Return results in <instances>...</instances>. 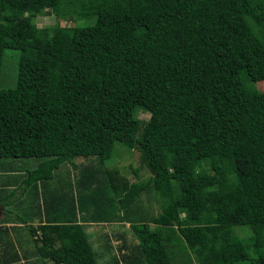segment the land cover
Segmentation results:
<instances>
[{
  "label": "trees",
  "instance_id": "1",
  "mask_svg": "<svg viewBox=\"0 0 264 264\" xmlns=\"http://www.w3.org/2000/svg\"><path fill=\"white\" fill-rule=\"evenodd\" d=\"M50 12L53 26L31 22ZM75 16L89 22L61 25ZM6 49L19 56L15 85L0 88V159L41 158L16 188H39L47 216L26 226L27 264H100L92 238L104 234L76 210L97 203L81 221L104 223L111 194L137 244L110 264H264V91L251 86L264 81V0H0V73ZM122 147L148 177L114 165ZM75 157L98 167L77 178L94 192L70 200L49 181Z\"/></svg>",
  "mask_w": 264,
  "mask_h": 264
},
{
  "label": "rangeland",
  "instance_id": "2",
  "mask_svg": "<svg viewBox=\"0 0 264 264\" xmlns=\"http://www.w3.org/2000/svg\"><path fill=\"white\" fill-rule=\"evenodd\" d=\"M31 22L34 23L38 27H45V26H53L56 23L55 16L50 12V14L43 15V16H36L31 19ZM89 22V21H88ZM86 19L79 18V17H73L72 19H66L60 21L61 25L65 26H74L76 24L81 25L84 23H88ZM18 56L19 51L15 49H6L4 51L3 61H2V67H1V73H0V88H8L15 85L16 80V73H17V64H18ZM252 83H250L251 85ZM246 86L248 85V81H246ZM251 86L254 88H257L258 90L264 91V81H258L256 83H253ZM138 117L142 120H146L150 116V112L143 107H139L137 111ZM119 154L116 155V157H113L114 160H116V165L118 168L122 169V172L124 175L130 180L134 181L139 178H146L151 173L146 167L140 166L139 161L137 159L136 151L135 150H127L123 147L120 148ZM23 163L22 165H25V167H32L35 168L37 163L36 161H40L41 158L38 157H32V158H23L19 159ZM35 162V163H34ZM19 164V161H17ZM75 164V167L73 165ZM21 165V166H22ZM112 160H107L105 166H112ZM62 167L56 172L55 178L51 181H49V185L52 189H55L57 186L60 187L61 193H66L68 195L69 199L73 197L74 199H78V196L81 197L83 194L86 197L87 195L94 192L95 185L90 184L86 189V192H83L81 194V190H79L78 184H77V178L80 176L83 172L85 173V176H87L88 172L86 170V166L91 167H98L96 163L92 159H83V157H75L73 159V163H64L61 165ZM23 167V166H22ZM137 173H134L132 171V168H138ZM21 168V167H20ZM8 169H10V166L8 164H4L2 162V159H0V198L7 197V199H16L19 198L20 200L26 198V196L17 195L18 192H22L23 188L25 189V186L17 187L16 190H13L16 186L12 185L7 188V184L5 183H13L12 182V176L9 175H2V174H8ZM21 179H23L21 177ZM20 192V193H21ZM60 195L59 192L56 194H52V196H58ZM95 195V193H94ZM113 197V200L110 201L109 204H107L106 209V219L104 220V223L94 224L90 223V225H87L86 230L87 231H95L99 235L104 234V242L103 237H97L92 238L94 240L93 246L101 252V257L98 260L100 264H110L112 261L113 255L118 256L120 252H126V250H130V248H122V244L125 242L129 247L133 249V247L137 244L135 236L132 234V232L129 230V223L126 222L123 218V212L118 206L117 198L114 194H111ZM42 195L40 192H38V196L35 197L34 194L31 195L32 201H34V198L37 199L40 203H42ZM46 196V195H45ZM98 196H100L98 194ZM46 198V197H45ZM69 200V201H70ZM98 200V197H97ZM140 202H142V206L144 208H148L152 215L157 214L160 211L159 204L157 202V199L152 194H142L140 197ZM17 201V200H16ZM85 203H82V205H79L76 212H77V218L76 221L82 220L81 215L83 216V213L88 212L89 210L92 211L95 209V205L97 203H94L90 200L84 201ZM3 202V201H2ZM34 203H36L34 201ZM53 205V200H52ZM65 204V203H64ZM69 205V202H67ZM66 206V205H65ZM64 208V207H63ZM68 209V208H67ZM96 212V211H95ZM148 211H145L144 213H147ZM98 213V212H97ZM80 216V219H79ZM86 220V219H85ZM36 221H33L32 223H35ZM89 223V222H87ZM4 227L7 226V224L1 223ZM9 225V224H8ZM92 227V228H90ZM234 230L238 236L243 240L244 243L247 244V247H249V253L252 254V251L250 249V240L249 237L251 236L252 232L249 226L247 225H236L234 226ZM6 232H9L8 230ZM108 237V238H106ZM12 240V239H11ZM110 244V248L108 249V242ZM0 240V251L3 249V244ZM34 246V245H33ZM111 250V252H110ZM22 249L20 250V253L22 254ZM103 251V252H102ZM1 254V253H0ZM28 256V254H26ZM190 258V257H189ZM21 259V258H20ZM22 259H25L24 256ZM26 263V260H23ZM22 262V261H21ZM33 263L34 259L29 258V261ZM22 264V263H19ZM46 264H52L51 262H46ZM122 264V263H121Z\"/></svg>",
  "mask_w": 264,
  "mask_h": 264
},
{
  "label": "crops",
  "instance_id": "3",
  "mask_svg": "<svg viewBox=\"0 0 264 264\" xmlns=\"http://www.w3.org/2000/svg\"><path fill=\"white\" fill-rule=\"evenodd\" d=\"M18 160H3V162L10 163V169H8V174H2V175H9L14 178H12L13 183H6L7 188L9 186H17L19 182L21 181V177L23 175V169L22 166L19 168V164L17 163ZM35 163V162H34ZM37 163V162H36ZM18 174V175H17ZM12 184V185H11ZM16 188V187H15ZM15 188L13 190H15ZM33 189V191H30ZM27 191H20L18 192V196L22 195L26 196L24 199L19 200L17 199L16 203L13 199H4L0 204V240L4 242L2 245L3 249L0 251L2 255V260L5 258L8 259L10 255L17 254L21 259L16 263H22L27 264V261H29V258L34 259L32 256H26L27 253H31L34 250L33 242L29 237L28 231L26 226L33 225L37 226L41 223H44L46 220L45 213L42 210V212H38V208L34 205V201H36L37 205L40 203L37 201L36 198H34V201H32V194H37L38 192L41 193V190L39 188H34L31 186L29 189H26ZM41 210V205L39 207ZM60 215V211H52L49 215L50 218L58 217ZM22 218L26 220V222L22 221ZM86 218V217H85ZM80 219V216H79ZM33 221H36L35 223H32ZM80 223H84L86 226L90 225L91 221H80ZM89 222V223H87ZM7 224V226L1 225ZM9 224V225H8ZM91 228V227H90ZM9 232H6V231ZM8 239H12L10 243H8ZM22 249V254L20 253V250ZM24 256L25 259H22ZM26 260V263L23 261ZM22 261V262H21ZM3 264H14V262H4Z\"/></svg>",
  "mask_w": 264,
  "mask_h": 264
}]
</instances>
